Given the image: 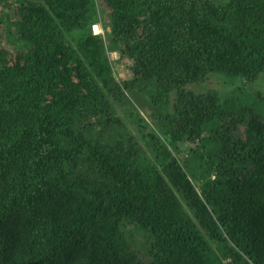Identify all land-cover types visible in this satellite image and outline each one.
Wrapping results in <instances>:
<instances>
[{"label":"trees","instance_id":"16d2710c","mask_svg":"<svg viewBox=\"0 0 264 264\" xmlns=\"http://www.w3.org/2000/svg\"><path fill=\"white\" fill-rule=\"evenodd\" d=\"M12 1L0 264H264V116L186 91L260 78L264 0H105L108 41L92 33L97 0ZM117 51L133 79L114 76ZM142 87L166 108L155 127L129 99Z\"/></svg>","mask_w":264,"mask_h":264},{"label":"rangeland","instance_id":"374dc122","mask_svg":"<svg viewBox=\"0 0 264 264\" xmlns=\"http://www.w3.org/2000/svg\"><path fill=\"white\" fill-rule=\"evenodd\" d=\"M97 1L99 4L97 5L98 19L96 23L102 24L104 31V35L102 37L105 39V41H108L112 31L111 10L105 0ZM212 1L217 5H226L231 0ZM9 5L14 7L15 3L12 0H0V19L3 21L1 27V42L8 52H12L11 55L13 58H16L13 48L17 44L7 36L6 31L9 23L15 17L13 10L8 8ZM108 54L116 79L120 82L133 79V76L129 71L128 63H126V60L122 58L121 53L117 51L109 52ZM186 91H192L196 94H206L210 91H216L219 93L222 103L226 106L227 113H232V111H236L239 108H246L255 115L264 116V73L255 82H249L248 80L240 77H231L224 73H215L209 76V78L204 83L187 87ZM171 94L169 95V101ZM157 95L158 93L156 90L146 87L137 88L136 90L130 92L129 99L131 100L132 107L150 123L153 122V118H151V116H153L155 112V116H158L159 113H161L163 110H166L164 106H157L154 104L158 103L156 102ZM162 98L164 102L167 99V97ZM174 99L175 97L172 95L171 100L173 101ZM158 104L160 105L163 103L160 102ZM127 109L130 108L127 106L124 109H120L119 114H121V116L125 119V123L133 131L134 135L141 136L139 131L141 127L138 128L137 123L131 120V112L126 111ZM155 119H157V117ZM151 125L154 126L152 123ZM190 148V145H184L181 156H185L186 153L189 152ZM138 239H141V237H138ZM141 241L142 240H140V242Z\"/></svg>","mask_w":264,"mask_h":264},{"label":"built area","instance_id":"2783aa9c","mask_svg":"<svg viewBox=\"0 0 264 264\" xmlns=\"http://www.w3.org/2000/svg\"><path fill=\"white\" fill-rule=\"evenodd\" d=\"M92 32L95 36H103L104 31L101 23H95L92 26Z\"/></svg>","mask_w":264,"mask_h":264},{"label":"clouds","instance_id":"9594fccd","mask_svg":"<svg viewBox=\"0 0 264 264\" xmlns=\"http://www.w3.org/2000/svg\"><path fill=\"white\" fill-rule=\"evenodd\" d=\"M93 33V32H92Z\"/></svg>","mask_w":264,"mask_h":264}]
</instances>
